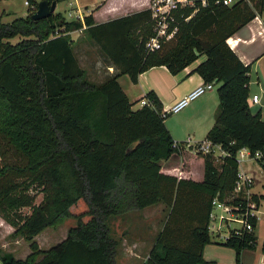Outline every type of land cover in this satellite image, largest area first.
<instances>
[{"label": "trees", "instance_id": "trees-1", "mask_svg": "<svg viewBox=\"0 0 264 264\" xmlns=\"http://www.w3.org/2000/svg\"><path fill=\"white\" fill-rule=\"evenodd\" d=\"M27 1L28 15L10 22L0 15V135L24 159L22 165L0 168V216L13 227L10 236L22 237L30 251L16 258L0 249L1 264H116L110 218L160 202L168 213L141 264H206L202 251L211 242L233 249L241 264L240 252L256 246L254 230L230 233L219 242L212 241L207 225L212 200L233 191L236 152L264 148L261 111L246 102L250 65L226 42L264 13V0L231 5L206 0L205 6L195 0L197 11L188 20L192 7L176 11V34L151 52L144 47L152 35L148 8L95 24L91 13L67 20L54 11L33 20L37 4ZM82 28L116 69L102 82L86 77L74 52L69 32ZM200 56L193 71L205 82L219 83L218 110L205 139L229 155L217 165L212 152H193L203 158V177L196 181L161 172V160L183 148L172 146L156 93L149 90L150 104L134 109L118 77L127 74L135 83L138 74L160 65L176 74ZM257 161L264 170V152ZM32 184L48 192L35 207ZM79 199L89 219L70 226L59 243L39 248L34 237L70 217ZM23 207H33L32 212L22 215ZM256 223L252 219L254 228ZM260 249L264 255V240Z\"/></svg>", "mask_w": 264, "mask_h": 264}, {"label": "crops", "instance_id": "crops-1", "mask_svg": "<svg viewBox=\"0 0 264 264\" xmlns=\"http://www.w3.org/2000/svg\"><path fill=\"white\" fill-rule=\"evenodd\" d=\"M58 5H63V10L59 12L67 20L76 18L82 20L84 15L91 13L94 23L99 24L146 9L148 8L149 0H100L97 2L93 0H64L56 3V7ZM83 28L69 32L70 41L79 64L86 71V77L96 83L102 82L107 77L115 74L116 69L101 53L98 46L84 34ZM17 40L18 37H16ZM226 42L244 64L250 65L249 94H258L264 100V13L256 16L238 29ZM203 58L204 56H200L196 61L176 74H171L165 66L160 65L150 67L138 74L135 83L130 80L127 74L119 76L118 82L132 103H139L146 98L145 95L149 90H153L161 101L162 110L165 111L192 89L204 83L202 77L193 71ZM252 74H254L255 80H252ZM218 84V82H214L213 88L218 86ZM253 84H255V87H252ZM213 88L190 101L180 111L166 116V127L175 141H184L188 138L193 141H200L206 138L208 130L215 122L219 103L217 92ZM132 107L134 108V105ZM138 107H140V104ZM175 156H178L179 160H174L173 163L175 164H171V158ZM197 162L198 166L195 167ZM257 163V166L246 165L244 168L238 167L239 171L240 168L242 170L240 172L251 179L249 191L257 197L258 202L257 223L254 228L256 246L254 249H244L240 252L241 264H264V255L260 249L264 240V170L258 161ZM160 165L161 172L165 174L190 178L196 181H200L203 177V158L194 155L193 151L188 147H184L178 153H173L167 159L161 160ZM259 214L262 216H259ZM1 226L3 228L0 229V249L7 251L8 249H6L5 245L7 243H2V237L10 234L13 231V227L0 217ZM259 236H263V239L260 245L257 246ZM20 238L23 239L22 237ZM20 238H14L15 244L20 242ZM216 244L222 245L221 243ZM206 246L208 244L204 246L202 251L203 257ZM8 252L10 251L8 250ZM226 252L230 254V257H227V261L231 259L227 263L237 264L234 250ZM26 254L25 250L23 257ZM212 259L204 257L206 264H224L223 259L220 262Z\"/></svg>", "mask_w": 264, "mask_h": 264}, {"label": "rangeland", "instance_id": "rangeland-1", "mask_svg": "<svg viewBox=\"0 0 264 264\" xmlns=\"http://www.w3.org/2000/svg\"><path fill=\"white\" fill-rule=\"evenodd\" d=\"M40 1L41 0H33V2L37 5ZM93 1L97 2L100 0ZM29 10V5L25 4V0H0V15L2 16L3 22H10L14 18L26 16L29 14ZM62 10L63 5H58L55 9L56 12ZM11 41L15 42L16 38L11 39ZM251 78L252 80H255L254 74H252ZM252 87H255V84H253ZM216 88L217 86H215L213 90L216 91ZM139 104L140 102L134 103V108H137ZM255 109V107L252 108L253 111ZM212 153L217 159L216 164L219 165L223 156H220L221 154L216 148H213ZM174 160H179V157H172L171 164H175L173 163ZM23 162L24 159L0 135V168L5 164L22 165ZM246 165L257 166L258 163L255 159H248L242 161L239 166L244 168ZM196 166H198V162L195 163V167ZM241 168L240 171H242ZM29 190V192L35 196L33 207L41 204L48 196V192L44 190L42 191L36 184H32ZM236 196L237 194L232 191L225 199L230 201ZM33 207H23L21 208L20 213L22 215L29 214L32 212ZM86 211L87 205L85 201L83 199H79L70 207V217L66 218L56 227L45 228L34 237L39 248L48 249L49 247L62 241L65 238L67 230L70 226L75 225L78 220L87 221L89 219V216L85 214ZM167 213V204L165 202H160L158 204L148 206L140 211L130 212L123 216H112L108 223L111 236L118 244L116 248V264H141V262L146 259L148 251L152 247L155 238L161 229L164 220L166 219ZM259 216L262 215L259 214ZM2 228L3 226L0 227V229ZM223 233H227V231L224 230ZM17 237L20 238V236ZM17 237H11L10 234L2 237V243L6 242V249L10 251L8 252V250H5L4 252L10 253L13 256L15 255L16 258H24L23 252L26 250L28 254L30 251L29 243L20 238V242L15 244L14 238ZM212 239L222 242L215 236ZM262 239L263 236H259L257 246L260 245ZM10 242L11 244H9ZM8 244L9 246H7ZM13 248L16 250L14 249V251ZM226 251H233V249L211 242L208 246H206L204 257L216 259L218 262L223 259L224 264H228L231 259L227 261V257H230V254Z\"/></svg>", "mask_w": 264, "mask_h": 264}, {"label": "built area", "instance_id": "built-area-1", "mask_svg": "<svg viewBox=\"0 0 264 264\" xmlns=\"http://www.w3.org/2000/svg\"><path fill=\"white\" fill-rule=\"evenodd\" d=\"M235 1L236 0H215L216 3L221 2L224 5H231ZM25 4L28 5L27 0H25ZM200 4L205 6L207 4L206 0H201ZM184 7L193 8L192 13L185 17V20H188L198 9L195 0H149L148 9L150 10L152 18V35L146 40L144 45L147 52L159 49L162 42L174 37L177 32L175 12ZM214 82L215 80L204 81V83L192 89L168 109L165 111L162 110L161 114L165 116L180 111L190 101L196 99L205 91L212 89ZM246 102L251 109L254 107L260 109L262 117H264V100L261 99L260 95L249 94L246 98ZM147 104H150L147 99H142L140 101V106ZM172 146L177 148L188 147L195 153L199 152L203 154L210 153L213 148H216L220 152V156L229 155L219 144H213L208 139L193 141L188 138L182 142L175 141ZM263 152L264 148L263 150H256L254 153H251L245 147L240 148L235 154L238 167L244 160H257L261 158ZM250 184L251 179L238 170L237 179L233 188V191L237 194L236 202H230L228 199L220 200L217 197L212 200V209L209 213L207 225L212 238L215 236L217 239L223 241L230 233L242 235L254 230L252 219L257 220L258 203L252 198V194L249 191ZM224 230H226L227 233H223ZM212 241L215 240L212 239Z\"/></svg>", "mask_w": 264, "mask_h": 264}, {"label": "water", "instance_id": "water-1", "mask_svg": "<svg viewBox=\"0 0 264 264\" xmlns=\"http://www.w3.org/2000/svg\"><path fill=\"white\" fill-rule=\"evenodd\" d=\"M56 2L53 1L49 3L47 0H41L38 5L36 11L31 15L33 20H40L47 18L50 14L55 11ZM130 147H128L129 149Z\"/></svg>", "mask_w": 264, "mask_h": 264}]
</instances>
